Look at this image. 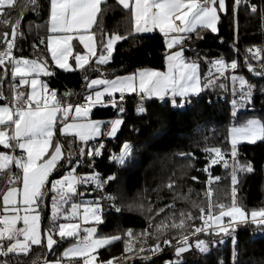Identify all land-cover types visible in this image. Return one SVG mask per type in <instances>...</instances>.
I'll list each match as a JSON object with an SVG mask.
<instances>
[{
  "label": "snow or ice",
  "instance_id": "snow-or-ice-1",
  "mask_svg": "<svg viewBox=\"0 0 264 264\" xmlns=\"http://www.w3.org/2000/svg\"><path fill=\"white\" fill-rule=\"evenodd\" d=\"M242 0H233L232 11L235 15ZM245 4L252 13L257 12V6ZM32 10L38 6V0H29ZM124 10L130 12L132 21V34L152 33L158 30L164 39L165 70L138 69L136 72L108 78H93L87 82L89 94L84 97V103H67L63 97H58L55 89L40 79V76H53L55 72L48 67L47 61L31 60L13 55L16 41L24 33L20 30L21 19L15 22L0 20L11 32L0 33V44L4 49L0 51V68L4 75L0 81L7 77V66L11 65V77L19 82L11 85V100L7 101L3 91H0V146L11 149L9 154L0 151V171L9 169L10 165L18 170L9 180L7 191L0 194V257H9L10 254H28L32 246L45 245L51 251L58 243L54 236L61 240L73 237L75 243L66 248L61 259L45 264H112V260H98V250L119 240V236L98 237L97 227L103 223V200H114L111 194L98 196L95 200L83 204L71 202L72 198L85 193H78L79 185H93L96 189L105 190V186L117 180L115 173L102 176L92 171L83 175L77 174L82 159L89 160L99 157L104 144L99 147H85L90 141L102 135L115 137L124 123L122 115L125 113L123 101L126 94H136L141 101L156 99L170 103L175 107H184L191 98L210 87H215L220 78L228 77V70L235 72L238 68L236 60L226 63L223 58L211 61L212 67L207 74L206 82H202L197 60L185 56L193 38L203 39L202 32H218L220 14L228 12L226 0H117ZM106 0H48V19L46 22L47 39L46 48L50 54L51 62L56 68L65 72L84 69L95 58L97 65L108 64L113 56L115 45L128 37L119 34L108 35L100 28L99 17L104 14ZM15 7L14 0H0V13H7L8 9ZM22 18V13H21ZM96 30L102 34L96 36ZM83 46V51L74 49L73 41ZM45 43L44 40L40 41ZM186 45L189 46L186 48ZM36 47V45H33ZM99 51V55L97 52ZM238 51V50H237ZM252 59L260 63V71L255 72L264 77V49L260 47L246 49ZM74 60V67L70 63ZM248 71L254 72L253 65L245 57ZM213 70L216 75H213ZM103 75V74H101ZM86 81L88 77L84 78ZM232 95L231 116L235 119L239 109H246L251 103L254 85L242 75H231ZM27 86V92L18 90ZM226 89L225 83L218 85ZM264 92V87L261 88ZM107 97V100L105 99ZM118 97V98H117ZM97 106L111 107L117 110V118L109 121L94 120L90 114ZM146 107L142 104L136 108L138 115L146 114ZM102 127L106 131H102ZM59 137H74L80 142L78 158L73 160L72 144L68 143L67 155L65 145ZM230 154L233 161L231 165L232 199L231 203L213 202L212 190L206 193L208 197L207 217L205 209L201 207V227H196L194 233L220 236L219 243L224 237H230L235 245L236 232L239 227L249 224L264 228V207L248 211L239 206L236 200V185L238 172L253 171L251 162L240 163L238 160V145L243 142L254 144L264 141V120L249 118L243 123H234L228 130ZM132 145L125 141L119 155H111L110 162L120 166L131 160ZM210 160L204 171L208 173V184L219 181L220 177H213L210 168L223 162L225 168L229 162L225 153L219 147L206 148ZM181 155H184L183 153ZM192 155V154H189ZM91 167V165H89ZM61 169H67L58 174ZM54 177V178H52ZM51 178V179H50ZM193 177V180H196ZM172 185L170 184L169 187ZM50 194V195H49ZM51 200V227L42 231L41 206L46 199ZM70 205L65 210L64 206ZM119 212L120 208L115 207ZM163 211V209H161ZM180 223H173L172 228H183L184 213H181ZM62 218L65 221L79 220L84 224L94 226L83 228L79 223L65 222L57 224ZM227 218V220H226ZM188 219H191L189 214ZM166 227V226H164ZM162 232V225L156 226ZM131 230L128 235L131 236ZM168 245L170 241L164 239ZM189 237L182 235L175 248V256L189 251ZM195 248L202 254H208L210 249L204 240L198 239ZM131 249L126 244L125 252ZM159 245L153 251H159ZM234 264H239L236 253L233 252ZM4 264H8L7 260ZM167 264V262H166ZM176 264H183L177 259Z\"/></svg>",
  "mask_w": 264,
  "mask_h": 264
},
{
  "label": "trees",
  "instance_id": "trees-1",
  "mask_svg": "<svg viewBox=\"0 0 264 264\" xmlns=\"http://www.w3.org/2000/svg\"><path fill=\"white\" fill-rule=\"evenodd\" d=\"M248 4L257 6V12L252 13L244 0L238 12L232 11L233 0H227L228 12L221 13L218 22V32H202L203 39L193 41L185 56L197 60L202 82H206L207 74L212 67L211 61L223 58L226 63L236 60L238 68L233 72L228 70L227 80L220 78L215 87L203 90L199 96L191 98L184 107L173 108L169 103H161L156 99H147L144 102L135 100L136 94L129 95V100L123 103L125 113L122 115L124 123L115 137L102 135L90 141L87 147L95 148L99 142L104 147L101 155L89 160L82 159L77 174L83 175L92 171L107 177L113 173L117 180L105 186L102 192L89 184L79 185L74 201L82 199L90 201L98 196L111 194L114 200H103V223L96 225L97 236H119L120 239L98 250V260H112V263L125 264H176L181 259L183 264H234L233 252L239 264H264V231L255 225L239 227L236 232L237 243L232 244L230 237H224L219 243L220 236L194 233L196 227H201L199 209H205L207 217L209 188L212 190V201L231 203V165L228 130L232 126L233 111L229 102L232 94L231 75H242L249 84L254 85L253 96L247 107V116H255L264 120V77L255 72L260 71V63L252 59L246 51L248 48L264 47V0H247ZM15 7L7 13H0V20L7 19L15 22L21 19L20 30L24 35L17 39L19 55L27 59L47 61L48 67L55 72L53 76H45L44 81L50 88L55 89L58 97H63L67 103L73 105L84 102L89 94L87 82L95 77L111 79L115 76H125L138 69L152 68L165 70V46L162 35L158 32L132 34L130 12L124 10L117 0H106L104 14L99 17L100 28L108 35L119 34L127 36L125 40L117 42L113 56L108 64L97 65L95 58L84 69L65 72L55 67L47 52L46 39L48 19V0H38L35 11L29 0H15ZM22 13V18H21ZM11 32L0 22V33ZM101 32L96 30L99 38ZM45 43L41 44L40 41ZM36 45V47H33ZM0 44V47H3ZM189 46L186 45V48ZM238 50V51H237ZM1 51V48H0ZM99 55V51L97 52ZM253 65L254 72H249L245 64V57ZM7 77L4 90L7 98H11V88L7 86L10 78V66H7ZM103 74V75H101ZM213 75H216L213 70ZM88 77L86 81L84 78ZM219 83H225L226 89L220 88ZM228 96L219 102H213L216 94ZM107 100V98H106ZM146 107V114L138 115L136 108ZM239 115L241 111L238 112ZM238 115V117H239ZM92 116L107 121L117 118V110L111 107L97 106ZM241 118V117H240ZM102 131H106L102 127ZM65 145V155L68 143L71 142L73 160L78 158L80 142L74 137H59ZM127 141L132 145L131 160L124 166L110 162L111 155H119L122 144ZM219 147L225 153L229 167L223 162L210 168L213 177H220L219 181L208 184V173L204 171L208 164L209 154L206 148ZM4 149L0 146V151ZM184 155H181V154ZM19 154V150L15 151ZM192 154V155H189ZM238 160L240 163L251 162L253 171L238 172L236 200L239 206L251 211L264 207V141L254 144L243 142L238 145ZM91 165V167L89 166ZM67 169H61L63 174ZM14 164L6 177L5 188L10 177L17 173ZM196 177V180H193ZM54 178V177H52ZM51 179V178H50ZM172 185L169 187V185ZM50 195V194H49ZM72 202V201H71ZM67 206V205H66ZM0 207H2L0 201ZM115 207L120 211L116 212ZM163 209V211H161ZM181 213H184V227L172 228L173 223H180ZM42 231L51 227V200L46 199L41 206ZM189 214L191 219H188ZM61 221L57 220V224ZM162 225V232L156 226ZM166 226V227H164ZM131 230V236L128 235ZM81 232H83L81 230ZM182 235L189 237L192 244L189 251L175 256V248ZM57 244L49 251L45 245L32 246L28 254H10L9 257H0V264L7 260L8 264H43L46 260L60 258L63 249L70 244L71 239L61 240L56 236ZM164 239L170 243L165 245ZM204 240L210 251L200 253L194 243ZM126 244L131 249L125 252ZM159 245V251H153ZM62 258V257H61ZM66 263V262H65ZM123 263V264H124Z\"/></svg>",
  "mask_w": 264,
  "mask_h": 264
},
{
  "label": "rangeland",
  "instance_id": "rangeland-1",
  "mask_svg": "<svg viewBox=\"0 0 264 264\" xmlns=\"http://www.w3.org/2000/svg\"><path fill=\"white\" fill-rule=\"evenodd\" d=\"M15 1V0H14ZM226 2H227V0H226ZM219 22V21H218ZM217 27H218V25H217ZM73 46H74V49L75 50H77V51H81L82 52V50H79V44H78V42L77 41H74L73 42ZM114 53V52H113ZM9 66H11V65H9ZM10 76H11V71H10ZM41 76H43V75H41ZM41 76H40V79H42L41 78ZM95 78H103V77H100V76H98V77H95ZM93 79V78H92ZM17 83L19 82V78L17 77L16 78V80H15ZM18 90H23V91H25V92H27V86H24V88H22V89H18ZM11 92V91H10ZM234 97H233V95L231 94L230 96H229V102L231 103V101H232V99H233ZM10 100H11V98H10ZM6 102V101H5ZM5 102H0V104H3V103H5ZM84 103V102H83ZM80 104H82V103H80ZM248 107V106H247ZM239 111H241V114L239 115V113H238V115H239V117H238V115H237V117L235 118V119H233V123H232V126H233V124L234 123H243V122H245L247 119H249V118H257V117H255V116H247V108L246 109H239L238 110V112ZM241 117V118H240ZM90 118L91 119H94V120H101V121H107V120H105V119H102V118H95V117H93L92 116V113L90 114ZM101 137V136H100ZM100 137H98V138H100ZM97 138V139H98ZM6 180V178H5V173L3 172V171H0V183H4V181ZM72 202H74V203H77V204H83V203H86V202H90V200H87V199H82V202H76V201H73V200H71ZM70 207V205H65L64 206V209L65 210H67L68 208ZM226 220H227V218H226ZM60 223H65V222H72V223H79L80 224V227H81V230H83V228H85V227H91V226H94V225H92V224H84L82 221H79V220H73V221H65V220H63L62 218H60ZM96 226V225H95ZM262 230L264 231V228H262ZM81 236H83V232H81ZM59 237V236H58ZM99 237V236H98ZM54 239H56V236H54ZM66 239H71V242H70V244L69 245H67L66 247H70L71 245H73L76 241H75V238H73V237H70V238H66ZM57 240V239H56ZM196 243V242H195ZM195 243H194V245H195ZM189 245L191 246L192 244H190L189 243ZM65 247V248H66ZM64 248V249H65ZM64 249H63V251L61 252V256H62V253L64 252Z\"/></svg>",
  "mask_w": 264,
  "mask_h": 264
},
{
  "label": "built area",
  "instance_id": "built-area-1",
  "mask_svg": "<svg viewBox=\"0 0 264 264\" xmlns=\"http://www.w3.org/2000/svg\"><path fill=\"white\" fill-rule=\"evenodd\" d=\"M0 48H1V51H2V50L4 49V46H3V47H0ZM260 48L264 49V47H260ZM249 54H250V53H249ZM13 55L16 56V57H21V56L19 55V49H18V46H17V41H16V47L13 49ZM250 55H251V54H250ZM10 71H11V66H10ZM9 75H10V74H9ZM13 83H17V82H16V81H13V80H12V77L10 76L9 81L7 82V86L11 88V85H12ZM17 84H18V83H17ZM263 93H264V92H263ZM228 94H229V93H226V94H216V95H214V96L212 97V98H213L212 101H213V102H219V101H221V100H224V99L228 96ZM117 98H118V97H117ZM127 100H129V95L126 94L125 99H124V101H123L122 103H125ZM135 100H136V101H139V102H144V101H146L147 99L141 101L140 97L136 95ZM159 102H161V103H165V102H163V101H159ZM166 103H167V102H166ZM169 104H170V103H169ZM100 143H101V142H99L95 147H99ZM102 143H103V142H102ZM13 154H15V152H14ZM207 160H208V162H209L210 157H207ZM123 263H124V262H123ZM123 263H112V264H123ZM124 264H125V263H124Z\"/></svg>",
  "mask_w": 264,
  "mask_h": 264
},
{
  "label": "crops",
  "instance_id": "crops-1",
  "mask_svg": "<svg viewBox=\"0 0 264 264\" xmlns=\"http://www.w3.org/2000/svg\"><path fill=\"white\" fill-rule=\"evenodd\" d=\"M158 31V30H157ZM75 41V40H74ZM73 41V42H74ZM79 50H82L83 51V46L82 45H80L79 46ZM31 60H34V59H31ZM37 61H39V60H37ZM70 63L73 65V67H74V60H72L71 58H70ZM145 69H152V68H145ZM8 70V69H7ZM155 70H157V69H155ZM160 71H163V70H160ZM199 71H200V68H199ZM4 75V70L2 69V68H0V76H3ZM44 77L45 76H41V80L42 81H44ZM45 82V81H44ZM4 83H5V79L3 80V81H0V91H3V94H4V96L7 98V95H6V93H5V90H4ZM107 97H105V99H106ZM7 101H10V99H8L7 98ZM0 102H5V101H0ZM2 152H8V150H2ZM9 153V152H8ZM9 154H12V153H9ZM12 167V165H10V168ZM3 172L5 173V178L9 175V169H5V170H3ZM7 180V179H6ZM6 180L4 181V183H0V194H2L3 192H5V191H7V188H5V185H6ZM72 200L74 201V197L72 198ZM1 204H2V201H1ZM41 211V210H40ZM41 217H42V214H41ZM69 247V246H68ZM68 247H66V248H68ZM65 248V249H66ZM64 249V250H65ZM61 254H60V258H57V259H61ZM56 260V259H55ZM51 261H53V260H49V262H51ZM43 264H45V262L43 263ZM62 264H66L65 262H62Z\"/></svg>",
  "mask_w": 264,
  "mask_h": 264
},
{
  "label": "water",
  "instance_id": "water-1",
  "mask_svg": "<svg viewBox=\"0 0 264 264\" xmlns=\"http://www.w3.org/2000/svg\"><path fill=\"white\" fill-rule=\"evenodd\" d=\"M168 264H170V263H168Z\"/></svg>",
  "mask_w": 264,
  "mask_h": 264
}]
</instances>
